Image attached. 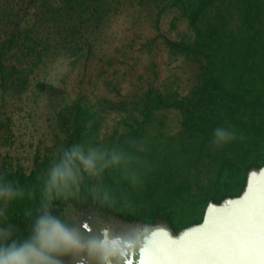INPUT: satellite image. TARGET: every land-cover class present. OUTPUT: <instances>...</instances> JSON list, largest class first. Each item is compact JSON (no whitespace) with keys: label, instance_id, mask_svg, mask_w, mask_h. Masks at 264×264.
I'll list each match as a JSON object with an SVG mask.
<instances>
[{"label":"trees","instance_id":"obj_1","mask_svg":"<svg viewBox=\"0 0 264 264\" xmlns=\"http://www.w3.org/2000/svg\"><path fill=\"white\" fill-rule=\"evenodd\" d=\"M130 9L148 11L158 29L167 12H176L174 25L187 21L189 38L159 32L141 46L151 58L158 43L166 48L178 63L170 76L161 79L153 59L132 72L126 44L100 55L115 18ZM63 59L71 68L57 87L48 76ZM50 89L57 95L46 107L52 143L44 157L28 172L0 152V181L25 190L4 206L0 225L28 236L44 176L81 144L123 159L55 196L54 214L68 225L73 207L111 221L166 223L178 234L201 222L210 202L240 195L264 165V0H0V149L14 141L28 102ZM174 112L178 125L167 129ZM109 113L117 118L104 130Z\"/></svg>","mask_w":264,"mask_h":264},{"label":"water","instance_id":"obj_2","mask_svg":"<svg viewBox=\"0 0 264 264\" xmlns=\"http://www.w3.org/2000/svg\"><path fill=\"white\" fill-rule=\"evenodd\" d=\"M119 264H264V165L248 175L245 190L210 202L203 220L174 234L151 226Z\"/></svg>","mask_w":264,"mask_h":264},{"label":"clouds","instance_id":"obj_3","mask_svg":"<svg viewBox=\"0 0 264 264\" xmlns=\"http://www.w3.org/2000/svg\"><path fill=\"white\" fill-rule=\"evenodd\" d=\"M122 159L116 153L109 157L98 150H85L81 144L66 149L43 178L46 197L28 236L17 238L15 225H0V264H61V254L84 247L101 254V264H108L107 257L117 243L115 239L109 238L106 232L103 239L94 236L85 243L77 229L53 213L51 202L55 196L78 191L84 173L99 175L110 163L119 164ZM24 194L23 188L0 181V217L5 215L4 206L8 202Z\"/></svg>","mask_w":264,"mask_h":264},{"label":"rangeland","instance_id":"obj_4","mask_svg":"<svg viewBox=\"0 0 264 264\" xmlns=\"http://www.w3.org/2000/svg\"><path fill=\"white\" fill-rule=\"evenodd\" d=\"M175 11L167 12L161 19L160 29L156 28L153 20V16L148 11H141L136 9H130L123 14L117 16L112 26L107 31V38L103 42L100 55L113 54L116 46L123 44L128 45L127 57L123 59L128 60L130 64H134L133 71H139L144 73L149 61L153 59L158 62V71L161 79L170 76L173 67L177 62H170L166 48L158 43L155 51L153 52V58L150 57L148 52L143 49L142 44L148 39L155 37L159 32L166 34L167 36L180 40L183 38H189L191 30L185 19L176 20L174 25ZM70 61L63 59L54 64L50 70L48 80L51 84L59 87L61 79L70 70ZM182 73V71H181ZM182 89L188 87V73L184 71L182 73ZM80 78L77 76L78 83ZM57 93H54L51 89L46 93L41 94L38 99H31L26 105L25 110L22 112L21 118L18 120L15 126L16 135L14 141L11 144L0 149L1 153L9 152L10 161L15 166L22 165L28 172L35 164L37 155L44 157L46 153V145L51 144V134L48 122L46 121L45 114L47 113V103L56 97ZM117 118V113L106 114V122L104 130L110 128ZM178 125V119L175 112L170 113L166 118L167 129H172ZM108 130V129H106ZM1 158H3L1 156ZM8 158V157H6ZM4 159H0V164H3ZM73 207L70 208L72 210Z\"/></svg>","mask_w":264,"mask_h":264},{"label":"flooded vegetation","instance_id":"obj_5","mask_svg":"<svg viewBox=\"0 0 264 264\" xmlns=\"http://www.w3.org/2000/svg\"><path fill=\"white\" fill-rule=\"evenodd\" d=\"M70 211L68 226L77 229L85 243L94 236L103 239L106 232L109 238L115 239L117 243L107 257L108 264H119L120 259H118L115 249L120 250L119 256L125 259L123 252L128 250L132 253L142 236L149 233L150 227L147 225L157 226L149 223L111 221L92 211L84 214L75 213L74 209ZM109 242L111 243V241ZM60 260L61 264H101V254L92 253L87 247H84L71 251L69 255L61 254Z\"/></svg>","mask_w":264,"mask_h":264}]
</instances>
